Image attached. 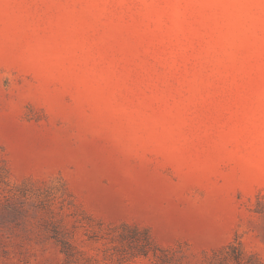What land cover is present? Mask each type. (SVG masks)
<instances>
[{
	"label": "rangeland",
	"instance_id": "374dc122",
	"mask_svg": "<svg viewBox=\"0 0 264 264\" xmlns=\"http://www.w3.org/2000/svg\"><path fill=\"white\" fill-rule=\"evenodd\" d=\"M264 264V0H0V264Z\"/></svg>",
	"mask_w": 264,
	"mask_h": 264
},
{
	"label": "trees",
	"instance_id": "16d2710c",
	"mask_svg": "<svg viewBox=\"0 0 264 264\" xmlns=\"http://www.w3.org/2000/svg\"><path fill=\"white\" fill-rule=\"evenodd\" d=\"M212 256L214 259L210 264H253L249 261L248 257L244 252L230 246L229 248H224L218 252H215Z\"/></svg>",
	"mask_w": 264,
	"mask_h": 264
}]
</instances>
